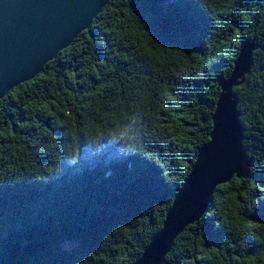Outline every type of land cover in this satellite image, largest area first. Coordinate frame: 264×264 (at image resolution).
Wrapping results in <instances>:
<instances>
[{
	"label": "trees",
	"instance_id": "16d2710c",
	"mask_svg": "<svg viewBox=\"0 0 264 264\" xmlns=\"http://www.w3.org/2000/svg\"><path fill=\"white\" fill-rule=\"evenodd\" d=\"M243 42L249 173L215 187L161 264H264V0H110L0 98V264H133L209 140Z\"/></svg>",
	"mask_w": 264,
	"mask_h": 264
},
{
	"label": "water",
	"instance_id": "95a60500",
	"mask_svg": "<svg viewBox=\"0 0 264 264\" xmlns=\"http://www.w3.org/2000/svg\"><path fill=\"white\" fill-rule=\"evenodd\" d=\"M110 0H0V98L32 79L82 31ZM166 33L170 22H162ZM253 42H243L232 70L219 85L209 140L167 207L160 229L133 264H161L175 238L199 220L216 186L245 178L251 161L243 145L244 127L234 88L252 63Z\"/></svg>",
	"mask_w": 264,
	"mask_h": 264
},
{
	"label": "bare ground",
	"instance_id": "6f19581e",
	"mask_svg": "<svg viewBox=\"0 0 264 264\" xmlns=\"http://www.w3.org/2000/svg\"><path fill=\"white\" fill-rule=\"evenodd\" d=\"M98 15V14H97Z\"/></svg>",
	"mask_w": 264,
	"mask_h": 264
}]
</instances>
